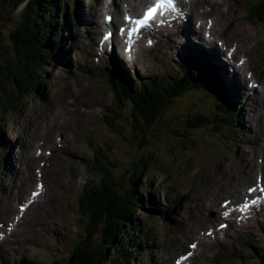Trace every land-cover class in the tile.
I'll return each instance as SVG.
<instances>
[{
    "label": "rangeland",
    "instance_id": "374dc122",
    "mask_svg": "<svg viewBox=\"0 0 264 264\" xmlns=\"http://www.w3.org/2000/svg\"><path fill=\"white\" fill-rule=\"evenodd\" d=\"M59 1L67 7L69 20L72 19V14L76 16V20L79 18L78 27L71 28L73 32L77 31L75 40L83 52L75 55L79 59L81 72L70 64V59L74 57L70 55L71 52L69 53L70 48L64 45L62 49L66 51L65 61L62 63L50 61L43 68L45 74L41 77L43 88L40 97L36 94L25 99L18 96L11 102L12 108L8 106L4 108L3 101L6 96L0 93L2 140L0 158L8 151L10 154L8 160L11 161L13 169L9 166L4 171L0 167V222L2 220L5 224L0 228L5 231V238L0 241V264H50L68 259L72 254L74 241L84 235L81 223L84 220L78 215L77 200L82 192L88 189L91 173L86 165L92 158L93 150H106L107 155L109 154L108 161L118 165L114 173L129 178L127 170L132 161L140 155L138 149L141 146H148L158 152L170 175L167 178L155 174L151 177L150 170H147L136 184L134 192L150 194L154 201L156 199L163 204L170 202L169 205H165L172 208L169 212L171 214L164 220H159L158 215L151 209L134 212L136 224L142 226L144 232L147 230L148 238L146 239V233L144 235L138 233L141 239L135 237L130 247L131 252L124 258V262L119 256L118 263L108 264H171L172 259L182 252V247H188V239L198 242L189 264H256L249 253L258 255L257 251L260 252L262 249L264 251V218L261 216L263 212L254 216V219L250 218L249 223H244L243 226L233 224L232 227L231 224V227L210 235L203 232L210 226L203 216L208 208L213 210L208 200L213 197L220 206L222 197L231 196L234 190L253 180L258 173L257 166L251 163V150H257L258 139L264 133L263 130L261 132L260 129L254 128L256 122L246 105V100L240 95L243 114L241 119L242 114L239 112L240 122L245 129L250 128L249 134L242 137L232 122L224 125L221 131L214 130L210 124L190 128L186 123L191 130L189 133L177 127H183L182 120L187 119L189 115L203 113L211 116L213 113L215 115L219 113L214 108L218 106L214 94L193 105L189 101L190 109L184 106V97L172 101L166 107L164 116L161 115L162 120L159 118L151 126V130L145 131L146 133L140 132L133 120L131 122L137 130L133 129L130 123L127 124L124 117H119L118 113L122 111L110 112L113 126H109L104 116L109 112L107 107L113 106L114 97L106 78L103 75L94 76L98 72L100 74L102 68L106 67H99L100 70L95 67V71L88 69L90 65L96 66L97 60L90 54L89 46L86 48L84 43H81L83 38L80 35L82 27L85 26L86 9L90 11L91 3L95 1L99 6L101 0ZM257 1L211 0V3L221 12L216 15V19L219 15L221 20L217 25L230 28L226 35H233L235 31L252 58L251 65L255 69L257 81L262 82L264 21L250 17L248 12V8L254 6ZM1 6L0 62L3 59L2 54H7V51L12 62L22 60L21 55L16 56L9 48L10 34L16 28L21 6L15 10L10 7L11 12L9 9H3L5 13H2L4 11ZM176 32L180 33L179 38L183 39L185 36L183 32H180V29L174 31ZM65 33L64 31V36ZM226 39L233 41L232 38ZM181 46L179 44L173 46L168 42L164 43L162 49L160 45L155 51L140 52L141 56L136 57V62L139 61L136 69L130 65L132 69L123 66L122 71L128 75L136 72L139 75L151 76L160 70L166 77L167 65L160 63V54L165 51L178 55ZM86 58L89 62L85 61ZM174 58L176 59L175 56ZM231 66L232 64L227 65L229 69ZM176 67L182 68L177 62ZM109 69L114 68L109 67L107 70ZM182 70L184 68L176 70L175 79ZM241 85L243 90L248 89L245 82ZM194 95L195 93L191 97ZM15 96L16 94L12 97ZM219 105L221 107V104ZM259 111L260 109L255 113L256 117ZM183 114L186 116H182ZM173 120L176 126L173 125L171 128L166 125ZM39 126L41 135L36 134ZM147 133L150 136H146ZM36 135L49 148L56 147L55 142L58 138L62 139L60 144L63 146L48 159L46 166L48 178H43L48 189H45V196L36 207L39 216L33 218L29 215L25 221L22 218L17 221L19 226L13 228L7 222L12 223L16 214V203L10 202V198L13 191L17 192V189H20L16 178L20 163L24 162L20 150L26 148ZM13 140L15 145L9 149V143ZM161 187L166 193L160 192ZM47 197L52 199L51 208L46 201ZM186 198L190 200V206H184L183 201ZM210 219L212 226L218 223L215 211ZM236 222L237 219L234 220V223ZM189 230L194 231L191 238V234L184 235ZM242 234L248 236L251 247L244 245ZM99 236L100 233H95L92 237L89 236V239L96 245ZM159 236L164 238L157 239ZM138 242H142L143 248L138 246ZM159 247L162 249L157 250Z\"/></svg>",
    "mask_w": 264,
    "mask_h": 264
},
{
    "label": "trees",
    "instance_id": "16d2710c",
    "mask_svg": "<svg viewBox=\"0 0 264 264\" xmlns=\"http://www.w3.org/2000/svg\"><path fill=\"white\" fill-rule=\"evenodd\" d=\"M0 5L2 10L9 9L10 12V7L15 10L21 6L16 28L10 34L9 48L16 56L21 55L22 60L12 62L7 51V54H2L3 59L0 62V93L6 96L3 107L12 108L11 102L18 96L25 99L36 94L40 97L43 88L41 77L45 74L44 66L50 61L64 62L65 54L62 48L67 43V36H64L63 32H66L65 35L69 33L70 36V25L67 24V7L59 0H0ZM248 10L250 17L264 21V8L261 5L251 6ZM212 76L210 72H201L195 66L190 73L175 83L155 76L144 81L133 91L131 89L115 91V101L122 108L119 109L122 111H119L120 114L117 112L118 116L124 117L125 122L130 123L133 129H136L133 124L135 123L140 132L146 133L145 131L151 130V126L159 118L162 120L161 115L164 116L166 105L177 100L175 98L184 97V106L190 109L191 104L200 103L207 97L208 91L204 87L216 83ZM194 93V97H191ZM14 94L16 96L12 97ZM215 96L220 100L219 93H215ZM124 98L128 99V103ZM108 110L104 117L107 124L112 127L110 112L114 110ZM215 110L219 111L216 115L214 113L211 116L189 115L186 120H182L185 133L190 132L188 127L195 128L206 124H210L217 131L223 130L224 125H229V122L236 125L238 113L235 107L221 105ZM166 125L171 128L173 125L176 126L175 120ZM228 129L231 131L230 127ZM146 136L150 135L147 133ZM138 150L140 155L132 161L127 170L129 178L114 173L118 165L108 161L109 154L107 155L106 150H94L92 158L86 165L91 173L88 189H85L77 200L79 212L77 213L81 220H84L81 221L84 235L74 241L72 254L68 259L50 264L118 263L119 256L124 262V258L131 252L130 247L135 237L141 239L138 233L144 235L143 228L136 224L137 219L133 213L151 209V195L135 193L136 184L147 170H150L151 177L154 174L166 178L170 175L158 152L148 146H141ZM163 218L164 216H161V219ZM95 233H100L96 245L89 239V236L92 237Z\"/></svg>",
    "mask_w": 264,
    "mask_h": 264
},
{
    "label": "bare ground",
    "instance_id": "6f19581e",
    "mask_svg": "<svg viewBox=\"0 0 264 264\" xmlns=\"http://www.w3.org/2000/svg\"><path fill=\"white\" fill-rule=\"evenodd\" d=\"M236 1V0H235ZM129 2H131L130 0H129ZM130 6L132 7V5L130 4ZM216 6H218V5H216ZM219 7V6H218ZM190 15H191V13H189ZM181 18L182 19H185V16H181ZM223 20H224V18H223ZM215 21H216V23L218 24V23H220L221 22V20H219V15H218V19H216V17H215ZM96 26L97 27H100V22L99 21H96ZM166 27L168 28V29H171L172 31H175L176 29H177V27H176V25L174 24V23H169L168 25H166ZM197 35H198V33H197ZM229 36H232V35H229ZM81 38H85V37H81ZM168 40L172 43V44H175V38L174 37H169L168 38ZM241 49H243V46H242V48ZM216 51H217V55L215 56V57H221V51L218 49V48H216ZM167 55H169V54H166V56ZM117 56V54H115V57ZM109 59H111V55H109ZM99 58H102V57H99ZM169 62V59H166V63H168ZM108 72H110V70H107ZM158 76V75H157ZM157 78H159V76L157 77ZM238 94H242L241 93V91H238ZM219 104H218V106H215L214 108L216 109V108H219ZM235 109H236V112L238 113V119H237V122H236V128L238 129V131H237V133L238 134H242V132H243V130H244V127H243V124L240 122V118H239V114L241 113L242 114V111H240L238 108H236L235 107ZM240 112V113H239ZM243 113H244V109H243ZM242 116H243V114L241 115V119H242ZM28 175H29V178H30V176H31V178H33V176H32V173H31V171L29 170V172H28ZM41 191H43L42 189H44V187L43 186H41ZM22 190H24V189H22ZM42 197H44L45 196V190L40 194ZM36 199V200H35ZM33 200H35V201H33ZM40 198H38L37 196H32L30 199H28L27 201L28 202H32V203H34V205H35V209H36V207L37 206H39V203H40ZM31 203V204H32ZM31 204H29L28 206H30V208H32V205ZM3 228V227H2Z\"/></svg>",
    "mask_w": 264,
    "mask_h": 264
},
{
    "label": "snow or ice",
    "instance_id": "6c2138e0",
    "mask_svg": "<svg viewBox=\"0 0 264 264\" xmlns=\"http://www.w3.org/2000/svg\"><path fill=\"white\" fill-rule=\"evenodd\" d=\"M150 12H151V10H150ZM147 18H148V17L145 16L144 20H138V21H137V24L139 25V24H141V23H144V22L147 20ZM122 31H123V29H122ZM133 31H135V29L129 30V37H131ZM105 39H108V36H107V35L105 36ZM253 203H254V202H253ZM244 207H248V205L245 204ZM221 227H224V226L221 225ZM209 234H211V233H209ZM192 247H195V245H192Z\"/></svg>",
    "mask_w": 264,
    "mask_h": 264
},
{
    "label": "water",
    "instance_id": "95a60500",
    "mask_svg": "<svg viewBox=\"0 0 264 264\" xmlns=\"http://www.w3.org/2000/svg\"><path fill=\"white\" fill-rule=\"evenodd\" d=\"M254 5H256V6L261 5L264 8V0H258L257 2L254 3ZM177 127L181 128L184 131L183 127H181V126H177ZM190 132H191V130H190ZM183 134H185V133H183ZM191 146H193V145H191Z\"/></svg>",
    "mask_w": 264,
    "mask_h": 264
}]
</instances>
